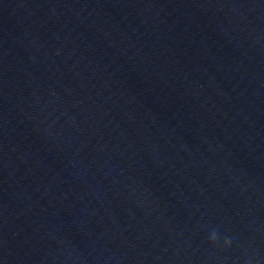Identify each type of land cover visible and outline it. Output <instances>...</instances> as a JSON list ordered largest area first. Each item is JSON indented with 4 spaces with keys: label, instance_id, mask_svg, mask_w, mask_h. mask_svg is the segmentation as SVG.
Segmentation results:
<instances>
[{
    "label": "water",
    "instance_id": "95a60500",
    "mask_svg": "<svg viewBox=\"0 0 264 264\" xmlns=\"http://www.w3.org/2000/svg\"><path fill=\"white\" fill-rule=\"evenodd\" d=\"M0 264H264V0H0Z\"/></svg>",
    "mask_w": 264,
    "mask_h": 264
},
{
    "label": "clouds",
    "instance_id": "9594fccd",
    "mask_svg": "<svg viewBox=\"0 0 264 264\" xmlns=\"http://www.w3.org/2000/svg\"><path fill=\"white\" fill-rule=\"evenodd\" d=\"M215 238H216L215 235H213V236L211 237L212 240H215Z\"/></svg>",
    "mask_w": 264,
    "mask_h": 264
}]
</instances>
